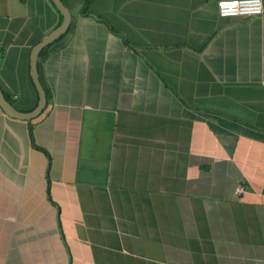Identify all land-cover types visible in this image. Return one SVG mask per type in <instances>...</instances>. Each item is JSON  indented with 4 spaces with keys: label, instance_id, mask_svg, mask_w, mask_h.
Listing matches in <instances>:
<instances>
[{
    "label": "crops",
    "instance_id": "0c3cea01",
    "mask_svg": "<svg viewBox=\"0 0 264 264\" xmlns=\"http://www.w3.org/2000/svg\"><path fill=\"white\" fill-rule=\"evenodd\" d=\"M216 1L62 0L44 108L0 110V264H264V0L248 17ZM59 15L0 0V89L21 112Z\"/></svg>",
    "mask_w": 264,
    "mask_h": 264
},
{
    "label": "water",
    "instance_id": "95a60500",
    "mask_svg": "<svg viewBox=\"0 0 264 264\" xmlns=\"http://www.w3.org/2000/svg\"><path fill=\"white\" fill-rule=\"evenodd\" d=\"M50 2L53 4L55 9L61 15V21L53 30H51L49 33L44 35L38 41V43L31 49L29 56V74L37 94L36 105L30 111L21 112L16 108H14L12 104L5 99L0 89V110L7 117L18 120L29 121L37 117L45 106L46 103L45 91L39 82L38 74H37V57L40 50L43 47L47 46L50 42H52L54 39L59 37L67 30L71 18L70 12L67 9V7L64 5L62 0H50Z\"/></svg>",
    "mask_w": 264,
    "mask_h": 264
},
{
    "label": "built area",
    "instance_id": "2783aa9c",
    "mask_svg": "<svg viewBox=\"0 0 264 264\" xmlns=\"http://www.w3.org/2000/svg\"><path fill=\"white\" fill-rule=\"evenodd\" d=\"M216 13L221 17L226 16H253L260 15L263 11L261 0H217ZM242 192V187L236 188V193Z\"/></svg>",
    "mask_w": 264,
    "mask_h": 264
},
{
    "label": "trees",
    "instance_id": "16d2710c",
    "mask_svg": "<svg viewBox=\"0 0 264 264\" xmlns=\"http://www.w3.org/2000/svg\"><path fill=\"white\" fill-rule=\"evenodd\" d=\"M88 2H89V0H84V2H83V6H82V11L83 10H86V5L88 4ZM53 5V4H52ZM57 11V10H56ZM60 16V20L59 21H61V15H59ZM58 24H59V22H58ZM68 29V28H67ZM67 31V30H66ZM65 31V32H66ZM65 32L63 33V34H61L59 37H57L56 39H54L52 42H50L47 46H45V47H43L41 50H40V54H42V53H44V52H46V50L51 46V45H53L56 41H58L59 39H61L64 35H65ZM5 99L9 102V99H8V97L5 95Z\"/></svg>",
    "mask_w": 264,
    "mask_h": 264
}]
</instances>
